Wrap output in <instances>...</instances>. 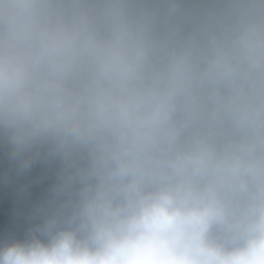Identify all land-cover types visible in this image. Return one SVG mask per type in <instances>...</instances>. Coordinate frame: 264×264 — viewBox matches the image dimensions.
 I'll return each instance as SVG.
<instances>
[{"label":"clouds","instance_id":"9594fccd","mask_svg":"<svg viewBox=\"0 0 264 264\" xmlns=\"http://www.w3.org/2000/svg\"><path fill=\"white\" fill-rule=\"evenodd\" d=\"M0 264H264V0H0Z\"/></svg>","mask_w":264,"mask_h":264}]
</instances>
